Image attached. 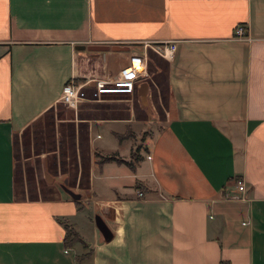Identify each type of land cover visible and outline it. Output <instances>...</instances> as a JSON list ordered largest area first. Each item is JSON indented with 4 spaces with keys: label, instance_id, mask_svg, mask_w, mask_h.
Returning <instances> with one entry per match:
<instances>
[{
    "label": "crops",
    "instance_id": "obj_1",
    "mask_svg": "<svg viewBox=\"0 0 264 264\" xmlns=\"http://www.w3.org/2000/svg\"><path fill=\"white\" fill-rule=\"evenodd\" d=\"M165 40L171 100L135 168L94 160L79 198L18 196L16 133L71 78L117 76ZM103 111L97 152L124 154L148 119ZM0 264H264V0H0Z\"/></svg>",
    "mask_w": 264,
    "mask_h": 264
},
{
    "label": "rangeland",
    "instance_id": "obj_2",
    "mask_svg": "<svg viewBox=\"0 0 264 264\" xmlns=\"http://www.w3.org/2000/svg\"><path fill=\"white\" fill-rule=\"evenodd\" d=\"M149 49L150 76L145 83L148 91L151 86L152 89L151 93L148 92L147 105L139 91L133 97L131 94L105 95L100 100L84 101L77 109L69 107L60 99L51 109L16 133L15 181L18 196L49 197L56 189L65 191L63 184L74 193L88 192L92 162L101 161L105 155H109V152H97L90 136L94 126L89 123L92 118L101 115L107 117L103 110L109 103L133 104L137 117L149 120H140L135 131H131L130 135L134 137L131 148L124 151V154L118 151L110 154L120 157L125 155L135 165L139 157L145 156L144 140L160 126L158 120L153 122L151 119L164 117V105L171 100L167 85L169 58ZM149 107L153 108L152 113ZM66 192L73 197L69 191ZM76 239L70 235L68 242H76Z\"/></svg>",
    "mask_w": 264,
    "mask_h": 264
},
{
    "label": "built area",
    "instance_id": "obj_3",
    "mask_svg": "<svg viewBox=\"0 0 264 264\" xmlns=\"http://www.w3.org/2000/svg\"><path fill=\"white\" fill-rule=\"evenodd\" d=\"M237 37H248V27L240 23L235 27ZM149 48L167 57H172L176 49V42L165 40L161 43L144 42L143 50L130 57V65L124 68L117 76L94 77L85 81H76L71 78L62 88L60 99L69 107L78 108L84 101L100 100L105 95L135 94L138 85L149 76ZM169 58V57H167ZM135 59L140 61L137 65ZM150 157V155H148ZM240 190H246V182L242 178L236 180ZM143 192L139 191V195Z\"/></svg>",
    "mask_w": 264,
    "mask_h": 264
},
{
    "label": "water",
    "instance_id": "obj_4",
    "mask_svg": "<svg viewBox=\"0 0 264 264\" xmlns=\"http://www.w3.org/2000/svg\"><path fill=\"white\" fill-rule=\"evenodd\" d=\"M81 47L84 48L85 45H81ZM88 48L92 49V50H108V49L122 50V49H125L126 46L125 45H120V44H113V45H109V44H91V45H88ZM139 92L142 95L143 102L147 105V103H148V90H147L146 83L142 84L141 87H139ZM63 185L65 187V190L69 191L73 195V197H76V198L80 197V193H74L73 191L68 189L65 184H63ZM96 221H97L98 227L104 233L105 237L109 238L112 235V233H111L109 227L104 222V220L102 218H100V217H97Z\"/></svg>",
    "mask_w": 264,
    "mask_h": 264
},
{
    "label": "trees",
    "instance_id": "obj_5",
    "mask_svg": "<svg viewBox=\"0 0 264 264\" xmlns=\"http://www.w3.org/2000/svg\"><path fill=\"white\" fill-rule=\"evenodd\" d=\"M140 159H142V157H139V160ZM107 160H116L118 162H125V163H128L131 168H135L136 166L134 163H132V161H128L127 159L122 158L115 154L105 155L104 159H102L101 161H107ZM70 235H72L74 238H77V234L74 233L72 230L68 231V238L70 237Z\"/></svg>",
    "mask_w": 264,
    "mask_h": 264
},
{
    "label": "bare ground",
    "instance_id": "obj_6",
    "mask_svg": "<svg viewBox=\"0 0 264 264\" xmlns=\"http://www.w3.org/2000/svg\"><path fill=\"white\" fill-rule=\"evenodd\" d=\"M168 53H170V52H168ZM135 62L137 65H140V61L138 59H135Z\"/></svg>",
    "mask_w": 264,
    "mask_h": 264
}]
</instances>
